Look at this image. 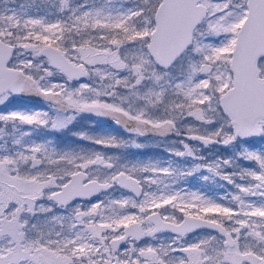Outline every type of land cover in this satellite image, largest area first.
<instances>
[{
	"label": "snow or ice",
	"instance_id": "6c2138e0",
	"mask_svg": "<svg viewBox=\"0 0 264 264\" xmlns=\"http://www.w3.org/2000/svg\"><path fill=\"white\" fill-rule=\"evenodd\" d=\"M83 114L128 138L78 139L160 138L168 158L34 137L71 132ZM255 138L264 0H0V264H264ZM216 146L230 155H204ZM189 177L224 194L188 189Z\"/></svg>",
	"mask_w": 264,
	"mask_h": 264
},
{
	"label": "rangeland",
	"instance_id": "374dc122",
	"mask_svg": "<svg viewBox=\"0 0 264 264\" xmlns=\"http://www.w3.org/2000/svg\"><path fill=\"white\" fill-rule=\"evenodd\" d=\"M18 3L20 2H26V0H17ZM83 131L90 135H102V134H113L118 137H123L125 139L128 138V134L124 132L122 127L116 125H112V127H105L102 126L98 121L95 119L88 118L87 116L83 115V118L78 119L75 126L73 127L72 131H65L62 133H56L52 135L49 132H46L45 130H39L34 133V137L43 140L45 138H52L56 144L60 147H76V148H85V149H91V148H97L101 149L105 152H107L109 155H119L123 158H126L129 161L136 162V161H143L147 162L149 160H157V159H167V153L164 150L163 147V141L160 138H141L139 142L143 144L144 146L142 148H135V147H129V148H122V149H115V148H107L103 149L101 146L98 145H92L88 141L80 140L76 136H74L73 132H79ZM175 137H170L169 140H174ZM255 146L257 149L264 147V142H261V138L259 140L255 141ZM231 148H229L227 151L225 149L221 148H212L210 151L205 150L204 155L206 157H226L230 155ZM220 183H224L225 187L228 188L230 186L226 185V182L221 181ZM184 187L191 189V190H200L204 192L207 195L218 197L220 195L224 194L225 188H220L218 184H212L210 182H204L200 180L198 177L192 178L189 177L186 183L184 184ZM220 190H223L220 193ZM121 190L117 189L115 193H113L115 196L119 197L121 194ZM219 192V193H218ZM206 232L200 233L201 235L205 234Z\"/></svg>",
	"mask_w": 264,
	"mask_h": 264
},
{
	"label": "water",
	"instance_id": "95a60500",
	"mask_svg": "<svg viewBox=\"0 0 264 264\" xmlns=\"http://www.w3.org/2000/svg\"><path fill=\"white\" fill-rule=\"evenodd\" d=\"M83 115H85L87 117H90V118H95L99 122H102V123H109V122L112 121L110 117H97V116L92 115V114H83ZM255 139L258 140L259 138H255ZM193 143H196V142H193ZM218 147H220L221 149H224V146H218ZM120 190H122V189H120ZM122 191H126V190H122ZM197 231L201 232V231H210V230H208V229H198Z\"/></svg>",
	"mask_w": 264,
	"mask_h": 264
},
{
	"label": "flooded vegetation",
	"instance_id": "af4514ba",
	"mask_svg": "<svg viewBox=\"0 0 264 264\" xmlns=\"http://www.w3.org/2000/svg\"><path fill=\"white\" fill-rule=\"evenodd\" d=\"M89 118V117H88ZM91 119H93V118H91ZM96 120V119H95ZM97 121V120H96ZM102 126H105V127H112V125H114V121H111V122H109V123H102V122H99ZM141 138H143V137H141ZM141 138H138V140H140ZM260 139V138H259ZM258 139V140H259ZM217 148H218V146H216ZM215 148V147H214ZM220 148V147H219ZM120 190V189H119ZM122 191V190H121ZM203 232H208V231H201V232H199V233H203ZM193 234H190V236H192Z\"/></svg>",
	"mask_w": 264,
	"mask_h": 264
},
{
	"label": "trees",
	"instance_id": "16d2710c",
	"mask_svg": "<svg viewBox=\"0 0 264 264\" xmlns=\"http://www.w3.org/2000/svg\"><path fill=\"white\" fill-rule=\"evenodd\" d=\"M219 191H220V193H221L223 190H220V189H219ZM218 193H219V192H218Z\"/></svg>",
	"mask_w": 264,
	"mask_h": 264
}]
</instances>
